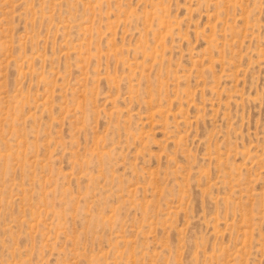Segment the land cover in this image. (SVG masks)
<instances>
[{
	"label": "rangeland",
	"instance_id": "rangeland-1",
	"mask_svg": "<svg viewBox=\"0 0 264 264\" xmlns=\"http://www.w3.org/2000/svg\"><path fill=\"white\" fill-rule=\"evenodd\" d=\"M0 264H264V0H0Z\"/></svg>",
	"mask_w": 264,
	"mask_h": 264
}]
</instances>
